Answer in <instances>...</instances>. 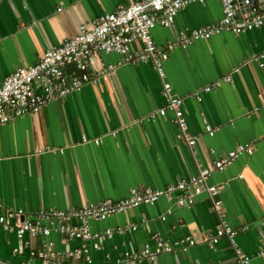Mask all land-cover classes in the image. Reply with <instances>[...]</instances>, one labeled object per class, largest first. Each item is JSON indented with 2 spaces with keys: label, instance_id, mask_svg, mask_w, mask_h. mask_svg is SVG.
Listing matches in <instances>:
<instances>
[{
  "label": "crops",
  "instance_id": "obj_1",
  "mask_svg": "<svg viewBox=\"0 0 264 264\" xmlns=\"http://www.w3.org/2000/svg\"><path fill=\"white\" fill-rule=\"evenodd\" d=\"M131 1L0 0V83L16 67L35 64L46 48L78 33L81 24ZM221 16L219 0L189 3L170 26L156 25L151 36L163 46L179 31L215 23ZM131 49L141 50V42L135 40ZM168 54L163 63L165 80L172 95L184 97L185 132L169 110L165 116L146 118L165 103L162 81L152 63H123L105 80L88 83L37 113L0 124V213L23 209L22 219L30 220L42 208L118 200L136 185L161 189L196 174L237 145L253 142L251 154H240L207 182L220 186L217 197L237 230L238 247L251 257L250 264H262L256 252L264 247V25L242 33L222 32L186 47L176 45ZM120 59L116 53L102 54L93 69ZM230 72L231 80L224 82ZM214 83L212 90L200 93V100L189 96ZM206 124L213 135L205 132ZM185 134L195 138L194 145L187 144ZM219 220L204 192L187 206L161 198L88 220L93 231L136 225L132 231L103 239L101 248L91 251L90 264H118L124 251L143 245L154 249L155 236L176 247L177 255L163 253L135 264H233L234 251L225 237L215 247L202 241L216 230ZM243 224L249 225L248 230H242ZM186 237L196 243L183 251L180 245ZM24 239L34 249L49 239L58 249L81 244L78 239L65 244L58 234ZM18 246L24 245L0 225L2 261L40 264L30 257L27 246L14 253ZM64 264L88 263L66 259Z\"/></svg>",
  "mask_w": 264,
  "mask_h": 264
},
{
  "label": "built area",
  "instance_id": "obj_2",
  "mask_svg": "<svg viewBox=\"0 0 264 264\" xmlns=\"http://www.w3.org/2000/svg\"><path fill=\"white\" fill-rule=\"evenodd\" d=\"M204 0H134L127 5L118 6L112 12L95 17L89 23L79 26L75 35L64 38L58 45L46 48L39 60L31 66H18L8 74L0 83V124L12 121L27 113H37L46 104L53 100L62 99L79 91L88 83H97L105 80L113 73L115 68L123 63L135 65L150 61L162 81V94L165 103L146 118L165 116L167 110L173 115L174 123L182 132L186 130L184 117V97L171 94L172 87L165 80L164 61L168 53L176 45L188 46L196 40H208L222 32L242 33L264 25V10L257 8L244 11L237 0H219L222 7V16L215 23L199 28L179 31L175 39L163 46L155 44L151 30L160 25L168 27L172 24L177 12L186 4L202 3ZM248 3V0H245ZM61 8L58 9V11ZM139 40L142 49L133 51L131 46ZM116 53L121 55L120 61L115 64H101L97 70L93 69L94 62L102 54ZM262 55L255 59L262 58ZM236 70V69H234ZM233 70V71H234ZM232 71V72H233ZM232 72L222 78L224 82L231 80ZM216 83L202 86L192 91L189 96L201 99L200 93L208 92ZM116 131L111 132L112 135ZM205 132L213 135L212 127L205 125ZM188 145L195 144V138L184 135ZM253 142H246L236 146L224 156L217 158L208 165L199 169L196 174L187 178H180L175 183L164 188L155 189L149 186L136 185L129 189L124 198L102 199L98 202H88L81 207H68L65 209L42 208L34 214V218L24 220L23 209H8L0 213V225L12 232L25 247H29V255L37 258L40 264H64L66 259L92 262L91 251L101 248V241L115 234L132 231L136 225L105 228L102 231H93L88 220H101L116 213L125 212L129 208L143 203H155L163 198L176 206H187L194 203L195 197L206 193L212 201V206L219 214V225L214 232H208L202 241L210 247H215L220 239L225 237L234 251L233 264H250L251 257L246 255L237 245V230L232 227L225 213L222 211V202L217 197L220 186L207 182L215 171L223 170L240 154H251L254 150ZM1 207V204H0ZM171 209L166 214H170ZM16 217L17 222L8 221ZM162 215L161 219H165ZM242 230H248L249 225L243 224ZM58 234L65 244L78 239L79 246L58 249L54 240H47L39 249L30 248L28 240L24 237L37 238ZM156 248L151 249L143 245L136 251H124L118 264H135L142 259L152 260L163 253L177 255V248L163 241L159 236L154 237ZM180 245L185 251L194 245L196 240L186 237ZM24 246L13 248L14 253L21 252ZM256 256L264 264V247L256 252ZM0 264H11L0 259ZM25 264V263H21Z\"/></svg>",
  "mask_w": 264,
  "mask_h": 264
},
{
  "label": "water",
  "instance_id": "obj_3",
  "mask_svg": "<svg viewBox=\"0 0 264 264\" xmlns=\"http://www.w3.org/2000/svg\"><path fill=\"white\" fill-rule=\"evenodd\" d=\"M239 5H241L244 11H248L252 8H258L259 10H264V0H248V3L245 0H237Z\"/></svg>",
  "mask_w": 264,
  "mask_h": 264
}]
</instances>
